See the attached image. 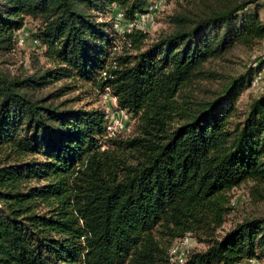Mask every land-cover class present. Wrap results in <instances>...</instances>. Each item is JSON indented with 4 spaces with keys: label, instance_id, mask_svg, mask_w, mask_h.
Segmentation results:
<instances>
[{
    "label": "trees",
    "instance_id": "1",
    "mask_svg": "<svg viewBox=\"0 0 264 264\" xmlns=\"http://www.w3.org/2000/svg\"><path fill=\"white\" fill-rule=\"evenodd\" d=\"M153 1L0 0V56L28 23L40 50L28 68L0 69V264L260 259L264 216L203 241L181 262L171 250L196 224H223L222 192L251 182V197L264 199V96L234 120L259 69L252 64L263 61L231 79L205 70L264 40V0L177 14V29L154 40L138 30L118 35L102 19L117 6L132 22ZM203 79L224 82L202 99ZM104 94L134 121L130 135H106V113L91 104Z\"/></svg>",
    "mask_w": 264,
    "mask_h": 264
},
{
    "label": "rangeland",
    "instance_id": "2",
    "mask_svg": "<svg viewBox=\"0 0 264 264\" xmlns=\"http://www.w3.org/2000/svg\"><path fill=\"white\" fill-rule=\"evenodd\" d=\"M224 4H227L226 0H205L191 6H187L185 3L155 0L146 9L145 13L137 15L132 22L124 20L123 16L119 19V14L122 15V12L117 6H112L109 13L102 19L109 23L118 35H122L124 32L130 33L133 30H138L143 31L148 35L149 39L154 40L161 35L172 33L177 29L176 25L172 22L173 16L177 14L189 16V13L221 8ZM259 16L264 21V10L259 13ZM34 29L35 25L28 23L25 27L13 33L12 41L14 48L10 54L0 56V69L15 71L18 67H29L31 55L34 52L37 53L40 51L37 48L39 41L35 37ZM116 44L120 46L122 44L121 40H117ZM254 61L259 63L264 62V40L253 50L241 47L221 60L207 63L205 70L216 72L219 75L231 79L243 74ZM223 82L224 80L221 79H203L198 81L196 83L198 96L202 99L211 98ZM72 95H77V92ZM72 95L66 98H70ZM260 96H264V73L258 89L246 86L241 91L236 101L237 112L235 113L234 120L243 119L248 112L250 103ZM96 100L97 102H92L91 104L96 107L99 106L105 111L107 116L105 132L108 137H126L132 133L134 121L130 116L127 120L124 119L123 116L127 114L124 111L117 110L115 100L110 95L104 94L101 99L97 98ZM87 102L84 101L78 106H82ZM121 123L127 125L125 126L126 128H119L118 125ZM31 183L33 184V182ZM251 187V182H244L238 187L222 192L218 197L224 209L223 224L217 227L212 224L211 220H207L209 224H196L193 232L185 236L188 243L180 251H202L206 248L203 241L224 235L237 223L246 218L264 216V199L254 200L250 193ZM208 217L211 218L209 215ZM247 264H264V248L261 250L260 259Z\"/></svg>",
    "mask_w": 264,
    "mask_h": 264
},
{
    "label": "built area",
    "instance_id": "3",
    "mask_svg": "<svg viewBox=\"0 0 264 264\" xmlns=\"http://www.w3.org/2000/svg\"><path fill=\"white\" fill-rule=\"evenodd\" d=\"M121 18H122V15L119 14V19H121ZM252 67L253 68H259V69H258V72L256 73V75L251 80L250 88L258 89L259 85L261 84L262 79H263L264 62H262L259 65L257 63H253ZM123 117L125 120L128 119L127 115H124ZM118 127L122 129V128H124V125L121 123L118 125ZM187 243H188L187 240L184 239L172 248L171 254L174 256V259L178 260L179 262L183 261V258H184L185 254L187 253L188 250L183 252V251H180V249H183L184 247H186ZM247 263H251V261H248L244 264H247Z\"/></svg>",
    "mask_w": 264,
    "mask_h": 264
}]
</instances>
